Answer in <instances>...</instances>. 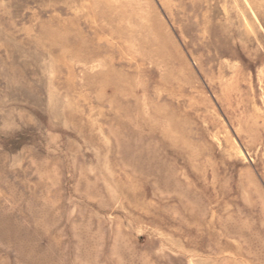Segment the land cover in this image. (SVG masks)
I'll use <instances>...</instances> for the list:
<instances>
[{"label": "rangeland", "instance_id": "rangeland-1", "mask_svg": "<svg viewBox=\"0 0 264 264\" xmlns=\"http://www.w3.org/2000/svg\"><path fill=\"white\" fill-rule=\"evenodd\" d=\"M0 264H264V0H0Z\"/></svg>", "mask_w": 264, "mask_h": 264}]
</instances>
